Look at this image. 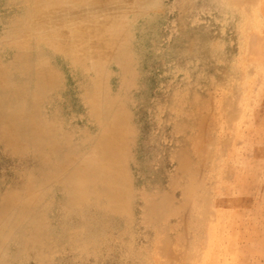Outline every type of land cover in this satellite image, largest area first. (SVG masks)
Masks as SVG:
<instances>
[{"label":"rangeland","instance_id":"obj_1","mask_svg":"<svg viewBox=\"0 0 264 264\" xmlns=\"http://www.w3.org/2000/svg\"><path fill=\"white\" fill-rule=\"evenodd\" d=\"M0 219V264H264V0H0Z\"/></svg>","mask_w":264,"mask_h":264},{"label":"bare ground","instance_id":"obj_2","mask_svg":"<svg viewBox=\"0 0 264 264\" xmlns=\"http://www.w3.org/2000/svg\"><path fill=\"white\" fill-rule=\"evenodd\" d=\"M46 14V13H45ZM26 94V93H25ZM8 108V107H7ZM29 111V110H28ZM16 112V111H15ZM21 115V114H20ZM16 116V115H15ZM18 116V115H17ZM27 116V115H26ZM17 120V119H16ZM13 122V121H12ZM51 127V126H50ZM113 168V167H112ZM92 169V168H91ZM97 171V170H94ZM113 174V173H112ZM95 175V174H94ZM6 213V212H5ZM20 216V215H19ZM1 220V219H0ZM4 223V222H3ZM2 227V226H1ZM4 228V227H3Z\"/></svg>","mask_w":264,"mask_h":264}]
</instances>
